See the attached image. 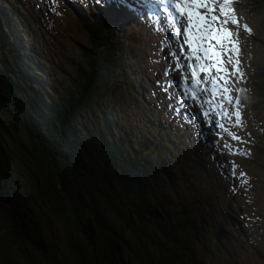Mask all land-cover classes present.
Returning a JSON list of instances; mask_svg holds the SVG:
<instances>
[{
	"label": "trees",
	"instance_id": "trees-1",
	"mask_svg": "<svg viewBox=\"0 0 264 264\" xmlns=\"http://www.w3.org/2000/svg\"><path fill=\"white\" fill-rule=\"evenodd\" d=\"M84 1L91 7L68 8L86 38L76 43L85 63L60 86L25 40L34 34L23 0H0L1 264H264V223L244 217L242 228L229 213L236 196L222 182L223 158L192 121L155 103L143 73L133 79L125 11L110 8L112 16ZM239 7L264 14V0ZM257 40L264 53V21ZM122 83L133 102L114 105L109 96ZM246 83L255 135L246 159L264 168L261 58ZM8 141L28 161L24 172Z\"/></svg>",
	"mask_w": 264,
	"mask_h": 264
},
{
	"label": "snow or ice",
	"instance_id": "snow-or-ice-1",
	"mask_svg": "<svg viewBox=\"0 0 264 264\" xmlns=\"http://www.w3.org/2000/svg\"><path fill=\"white\" fill-rule=\"evenodd\" d=\"M92 2L106 6V0ZM119 3L125 6V0ZM139 3L145 18L164 33L158 53L160 63H166V67L164 78L158 79L156 86L166 94L170 114L182 121H192L197 129L207 128V133L201 131V138L215 136L211 143L214 150L219 147V155L241 154L243 150L231 143H249L231 130L243 128L239 93L247 91L237 87L245 79L240 32L250 37L253 30L247 23L241 24L237 0H139ZM176 72L180 73V79H169ZM188 101L198 102L201 111L195 112ZM221 140L223 144H219ZM243 154H250V149ZM220 164L221 168H231L224 175L247 183L246 173L238 172L233 161Z\"/></svg>",
	"mask_w": 264,
	"mask_h": 264
},
{
	"label": "rangeland",
	"instance_id": "rangeland-1",
	"mask_svg": "<svg viewBox=\"0 0 264 264\" xmlns=\"http://www.w3.org/2000/svg\"><path fill=\"white\" fill-rule=\"evenodd\" d=\"M68 3L72 5H84L91 7V4L84 0H23L24 8L30 11V15L25 13V18L30 25V30L34 34L31 38L28 36L25 40L30 42L35 41L37 50L42 54V57L50 62L47 68L50 69L51 77L60 85L65 86L69 84L70 79L77 75L81 66L84 65L85 60L82 56L80 49L77 46L78 43L85 44L86 38L83 33L77 27L78 24L75 20V13L68 8ZM46 5V6H45ZM32 6V7H31ZM105 11L108 12L109 7L101 6ZM115 8V6H113ZM237 10L239 16L242 17L241 24L247 23L253 30V38L248 36L243 31L240 32L241 47L243 55L242 70L245 75V79L237 85L240 89H246V92L241 93V104H242V119L243 128L233 127L231 130L236 132L243 140L249 141L250 136H255L253 132V124L251 112V104L253 98V89L247 85V76L249 73L250 64L253 60L261 58L264 62V53L262 52V45L258 42L259 38V23L264 21V14H242L243 7H239ZM142 11H140L141 13ZM129 14V13H128ZM129 39L130 45L128 46L129 51L135 50L136 54L134 58L130 59L132 73H143L145 77L146 90L156 97L155 103H166L169 104V100L164 92H162L157 86L154 80L150 83V78L153 74H158V79L164 78L163 68L165 64L160 63V54L158 48L161 46V40L164 36L163 32L157 31L156 28L150 24L146 18L138 16L137 14H129ZM254 25V27H253ZM122 28V27H121ZM255 28V29H254ZM150 29H153L152 32ZM160 32V33H159ZM167 53L168 49L164 50ZM147 69V71H145ZM136 73L133 79H138L141 74ZM169 79H180V73H174ZM119 86V85H118ZM114 95L109 96V100L114 105H119L121 102L131 103L132 98L127 96L128 90L124 84H120L119 88L114 89ZM155 93V94H154ZM239 93V95H240ZM236 93H234L235 95ZM194 105V110L201 111L200 104L198 102L188 101ZM197 105V106H196ZM198 108V109H197ZM169 109V108H168ZM257 117L262 121L264 125V112L256 113ZM227 124V121H225ZM204 133H207L208 129L204 128ZM225 139H229L227 134ZM209 142V148L218 156L223 158V161H233L237 165V171L246 173L247 183L242 184L240 179H233L230 175H224L225 172L230 173L231 168H222L223 173L221 174L222 182L227 187V192L230 195L236 196V204L233 205L230 214L232 216L237 215L238 223L242 224L244 217L247 218L248 222L255 227L264 223V168L263 166L256 167L255 164L251 163L250 160L246 159L244 152L249 151V143L247 145L239 144L236 141H231L234 147L241 148L243 151L237 155H219V147L214 150L211 141L216 140L215 136L207 137ZM224 141H219V144H223ZM218 149V150H217ZM227 151V150H226ZM6 152L8 153L13 165L24 172L25 165H29L28 161L20 154L16 144L8 141ZM260 163L264 164V156L259 159ZM235 182V183H234ZM233 186L235 189L233 190ZM260 197V200H253ZM34 200V198H33ZM230 208V205H229ZM256 208V209H255ZM260 215V216H259ZM262 219H261V218ZM244 228L245 226H241ZM258 231V236L260 235ZM236 236H241L242 241L247 245H255L250 241L244 239L243 235L237 231ZM256 241L258 240L255 239Z\"/></svg>",
	"mask_w": 264,
	"mask_h": 264
},
{
	"label": "bare ground",
	"instance_id": "bare-ground-1",
	"mask_svg": "<svg viewBox=\"0 0 264 264\" xmlns=\"http://www.w3.org/2000/svg\"><path fill=\"white\" fill-rule=\"evenodd\" d=\"M46 6V5H45ZM109 11V10H108ZM112 11V10H111ZM116 15V14H115ZM76 17V16H75ZM160 33V32H159ZM218 150V149H217ZM195 173V172H194ZM235 183V182H234Z\"/></svg>",
	"mask_w": 264,
	"mask_h": 264
},
{
	"label": "water",
	"instance_id": "water-1",
	"mask_svg": "<svg viewBox=\"0 0 264 264\" xmlns=\"http://www.w3.org/2000/svg\"><path fill=\"white\" fill-rule=\"evenodd\" d=\"M0 264H1V261H0Z\"/></svg>",
	"mask_w": 264,
	"mask_h": 264
}]
</instances>
